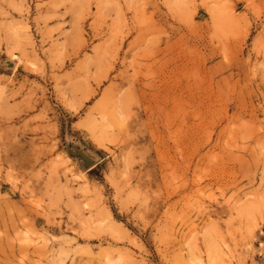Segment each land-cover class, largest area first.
<instances>
[{"label": "rangeland", "instance_id": "1", "mask_svg": "<svg viewBox=\"0 0 264 264\" xmlns=\"http://www.w3.org/2000/svg\"><path fill=\"white\" fill-rule=\"evenodd\" d=\"M0 264H264V0H0Z\"/></svg>", "mask_w": 264, "mask_h": 264}, {"label": "water", "instance_id": "2", "mask_svg": "<svg viewBox=\"0 0 264 264\" xmlns=\"http://www.w3.org/2000/svg\"><path fill=\"white\" fill-rule=\"evenodd\" d=\"M70 155L78 157L81 161H83L86 167L92 165L93 160L86 157V155L81 151H71L70 149L67 150Z\"/></svg>", "mask_w": 264, "mask_h": 264}]
</instances>
